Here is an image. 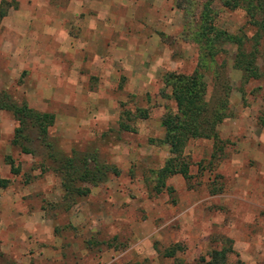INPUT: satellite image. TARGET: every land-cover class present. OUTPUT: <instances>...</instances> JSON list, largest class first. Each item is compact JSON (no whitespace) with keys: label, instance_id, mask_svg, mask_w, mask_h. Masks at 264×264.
<instances>
[{"label":"rangeland","instance_id":"obj_1","mask_svg":"<svg viewBox=\"0 0 264 264\" xmlns=\"http://www.w3.org/2000/svg\"><path fill=\"white\" fill-rule=\"evenodd\" d=\"M204 7L250 49L243 11L220 0H0V99L52 114L54 152L118 171L65 192L38 140L30 154L11 145L17 124L0 110V264H205L220 250L225 264H264V75L244 82L230 43L202 60ZM195 71L206 98L227 83L226 117L217 142H187V178L156 188L170 156L160 120L175 111L161 76Z\"/></svg>","mask_w":264,"mask_h":264},{"label":"trees","instance_id":"obj_2","mask_svg":"<svg viewBox=\"0 0 264 264\" xmlns=\"http://www.w3.org/2000/svg\"><path fill=\"white\" fill-rule=\"evenodd\" d=\"M220 2L227 9L243 11L246 24L253 31L250 37L252 45L247 51L244 48L243 35H229L213 27L212 13L210 9L204 7L194 34L201 58L202 60L206 58L212 63L215 57L224 52L221 44H233L235 54L232 67L240 72L244 82L258 79L261 74L264 75V49H259L260 43L264 41V0ZM258 58L263 66L261 71L256 63ZM201 76L196 71L191 75L164 73L161 76L163 89L168 90V97L174 102L175 111L166 112L160 120V127L163 130L161 143L167 146L170 156L163 167L155 172L156 188L158 185L163 186L164 180L173 174L187 178V166L182 155L187 142L195 139H211L213 142L218 140L216 126L226 117L229 86L225 82L215 83L217 88L213 95L206 98L205 84ZM0 110L9 112L17 124L11 145L17 147L22 154H30L32 151L25 144L31 141V135L34 140H38L46 148V157L55 164V171L60 176V185L65 192L83 196L87 189L75 184L96 186L104 182L109 175L117 176V169L98 162L94 153L80 155L70 151L65 155L54 152L47 135V130L54 120L52 114L34 111L24 103L8 102L7 97L3 95L0 99ZM125 115L128 118L129 113L125 112ZM133 116L146 118V112L138 110ZM118 127L121 130L129 129L127 124L120 121ZM205 264H225V251H211Z\"/></svg>","mask_w":264,"mask_h":264}]
</instances>
